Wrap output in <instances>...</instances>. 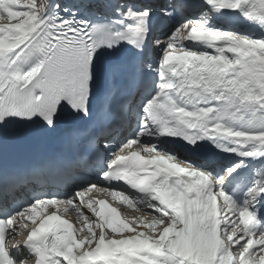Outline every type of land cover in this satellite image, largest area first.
<instances>
[{
    "label": "snow or ice",
    "instance_id": "obj_1",
    "mask_svg": "<svg viewBox=\"0 0 264 264\" xmlns=\"http://www.w3.org/2000/svg\"><path fill=\"white\" fill-rule=\"evenodd\" d=\"M82 7L0 0V145L31 126L92 120L100 75L117 86L118 70L98 59L125 47L144 77L137 127L115 140L104 123L110 93L96 126L78 133L94 160L0 173V264H264V0H169L159 14L111 0L101 19ZM176 17L163 39L154 35ZM175 139L235 159L180 158L165 147ZM93 166L107 186L78 181L76 169ZM31 184L40 190L8 208Z\"/></svg>",
    "mask_w": 264,
    "mask_h": 264
},
{
    "label": "bare ground",
    "instance_id": "obj_2",
    "mask_svg": "<svg viewBox=\"0 0 264 264\" xmlns=\"http://www.w3.org/2000/svg\"><path fill=\"white\" fill-rule=\"evenodd\" d=\"M74 0H65V2H73ZM94 0H87V3H92ZM156 8H161V7H156ZM235 26H239V22L235 25ZM168 31V30H167ZM107 57H108V55H107V53H103L102 54V56H101V58L103 59V61H106L107 60ZM167 148H169V149H171V150H173L172 148H170V147H167ZM178 154V156L180 157V158H187L185 155H183L182 153H177ZM92 195L96 198V197H98V196H103L102 194H98V193H96V191H95V194H93L92 193Z\"/></svg>",
    "mask_w": 264,
    "mask_h": 264
},
{
    "label": "rangeland",
    "instance_id": "obj_3",
    "mask_svg": "<svg viewBox=\"0 0 264 264\" xmlns=\"http://www.w3.org/2000/svg\"><path fill=\"white\" fill-rule=\"evenodd\" d=\"M134 214H137V215H139V213H137V212H134Z\"/></svg>",
    "mask_w": 264,
    "mask_h": 264
}]
</instances>
